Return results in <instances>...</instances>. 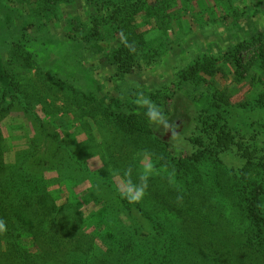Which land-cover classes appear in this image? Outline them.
Wrapping results in <instances>:
<instances>
[{"label":"rangeland","instance_id":"obj_1","mask_svg":"<svg viewBox=\"0 0 264 264\" xmlns=\"http://www.w3.org/2000/svg\"><path fill=\"white\" fill-rule=\"evenodd\" d=\"M43 2L0 0V58L10 79L9 91L0 87V180L18 202L0 221L11 233L2 241L16 242L28 264H133L113 239L122 221L131 227L121 232L145 243L154 264L161 247L167 264H264V253L248 250L236 208L224 212L207 188L189 199L173 181L194 151L197 97L224 92L231 126L264 125L262 47L235 53L264 32V0H146L131 25L116 32L101 23L99 39L87 40L103 14L97 6ZM131 29L143 48L135 68L116 75L109 56ZM204 57L214 75L179 79ZM123 115L147 119L165 143L116 118ZM255 141L264 146V131ZM220 159L207 169L217 177L244 165L230 151Z\"/></svg>","mask_w":264,"mask_h":264},{"label":"trees","instance_id":"obj_2","mask_svg":"<svg viewBox=\"0 0 264 264\" xmlns=\"http://www.w3.org/2000/svg\"><path fill=\"white\" fill-rule=\"evenodd\" d=\"M43 3L55 4L57 2L67 3L71 0H43ZM87 5L97 6V12H103L100 15L101 18L93 19L90 24V31L84 35L83 39H99V28L101 23L106 24L111 29L117 32V29L123 28L124 26L131 25V18L134 16V12L138 7V3L141 4V9L145 7L146 0H83ZM125 1L127 4H125ZM157 3L166 4L167 1L174 2L175 0H157ZM111 9V10H110ZM130 10V11H129ZM123 25V26H120ZM130 28V26H129ZM127 40V46L123 43L118 45L110 54V62L115 65L116 75L128 74L132 71V68L136 66V58L138 54L136 51L143 48V41L138 39L136 44H133V39L138 38L136 32L131 29ZM243 45V46H242ZM261 48V57H264V32L260 34H253L248 39H243L236 45L235 53H239L242 49H247L257 46ZM143 53V52H142ZM213 60V59H212ZM211 62L208 61L207 57L196 59L191 66L186 70H183L179 74V79L183 81H192L197 79L198 73H204L208 75H214ZM0 87L9 91L10 79L7 75L6 69L3 66V60L0 58ZM225 93L217 91L211 94L210 97L204 96L197 97L196 105L200 111L197 116V134L192 135L189 138L190 143L194 147V151L187 156L185 166L177 169V175L173 179L175 183L186 187L184 196L195 197L197 195L202 196L204 188H207L208 198L211 200L223 203L224 212L229 211V207L236 208L243 218L239 232L245 236V243L248 250L252 252L264 253V146L260 147L256 143L255 139L258 133L264 131V125L259 128H252L249 131L241 129L238 126H231L228 123V114L225 112V106L227 102L225 100ZM112 105L119 109V103L116 100L112 101ZM259 105L264 107V100H259ZM117 119L126 124L130 125L138 123L141 127L146 130L152 137H155L159 141L165 143V141L159 137L151 127L149 121L143 117H136L134 115L129 116H118ZM119 120V121H120ZM120 121V122H121ZM121 122V123H122ZM122 123V124H123ZM177 127V126H175ZM169 130V129H168ZM172 131V129H170ZM255 141V142H254ZM226 151L234 153L238 158L244 162L243 167L236 168L233 170H227L222 173L223 177H217L212 171L207 170L209 165L211 168L215 164L221 165V154ZM178 163L182 166V162ZM1 168H4L0 159V173ZM10 173L8 174L9 177ZM13 173H11V176ZM224 183H223V181ZM219 187V188H216ZM1 187L0 180V221L3 222L4 214L7 213L5 210L11 206H15L17 203L6 195L5 191ZM24 188L20 185V190ZM19 193V191H16ZM25 195L27 193H24ZM23 194V195H24ZM23 198L19 199L22 201ZM130 202V201H129ZM123 201L124 204L129 203ZM225 203V204H224ZM230 206H228V205ZM143 217H146L144 211L137 210ZM131 214V213H130ZM129 216V215H128ZM19 218V217H18ZM121 219H123L121 217ZM20 223V220H17ZM127 222L118 221V225H115V235L113 237L116 243L122 239L123 254L125 259L132 262L133 264H154V260L157 257L152 256L148 258L146 254H150V248H146L144 244L135 243L132 239L133 234H123L120 227H125ZM2 231L0 238V264H28L26 255H24L17 247L16 242L9 240H3L2 238L11 235L9 230ZM156 243L158 241H155ZM154 242V243H155ZM160 245V244H159ZM131 253L132 257H127ZM169 251L167 248L161 247L159 255L161 259H158L159 263L167 264V258ZM124 260V259H123ZM121 260L118 264H121ZM140 262V263H139Z\"/></svg>","mask_w":264,"mask_h":264},{"label":"clouds","instance_id":"obj_3","mask_svg":"<svg viewBox=\"0 0 264 264\" xmlns=\"http://www.w3.org/2000/svg\"><path fill=\"white\" fill-rule=\"evenodd\" d=\"M136 199H138V198H134V199L130 200V202H136ZM3 228H4V225L2 222H0V230H2Z\"/></svg>","mask_w":264,"mask_h":264}]
</instances>
